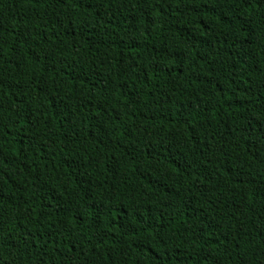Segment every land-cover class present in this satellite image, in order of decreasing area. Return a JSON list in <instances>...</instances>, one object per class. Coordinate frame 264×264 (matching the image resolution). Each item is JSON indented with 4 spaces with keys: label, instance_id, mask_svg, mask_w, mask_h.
<instances>
[{
    "label": "trees",
    "instance_id": "obj_1",
    "mask_svg": "<svg viewBox=\"0 0 264 264\" xmlns=\"http://www.w3.org/2000/svg\"><path fill=\"white\" fill-rule=\"evenodd\" d=\"M0 264H264V0H0Z\"/></svg>",
    "mask_w": 264,
    "mask_h": 264
}]
</instances>
